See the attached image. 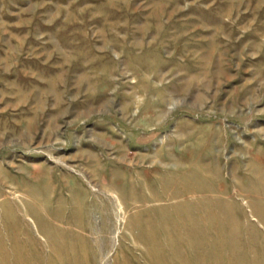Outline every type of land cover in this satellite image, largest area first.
Here are the masks:
<instances>
[{
    "label": "rangeland",
    "instance_id": "374dc122",
    "mask_svg": "<svg viewBox=\"0 0 264 264\" xmlns=\"http://www.w3.org/2000/svg\"><path fill=\"white\" fill-rule=\"evenodd\" d=\"M0 264H264V0H0Z\"/></svg>",
    "mask_w": 264,
    "mask_h": 264
},
{
    "label": "bare ground",
    "instance_id": "6f19581e",
    "mask_svg": "<svg viewBox=\"0 0 264 264\" xmlns=\"http://www.w3.org/2000/svg\"><path fill=\"white\" fill-rule=\"evenodd\" d=\"M75 65V64H74ZM91 157V159H93V158H95V156H90ZM94 188V187H93ZM94 230V229H93Z\"/></svg>",
    "mask_w": 264,
    "mask_h": 264
}]
</instances>
